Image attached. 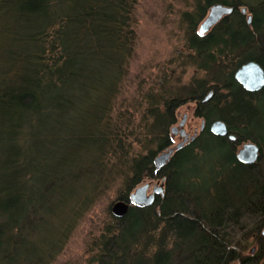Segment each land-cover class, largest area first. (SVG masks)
<instances>
[{"label":"trees","instance_id":"trees-1","mask_svg":"<svg viewBox=\"0 0 264 264\" xmlns=\"http://www.w3.org/2000/svg\"><path fill=\"white\" fill-rule=\"evenodd\" d=\"M219 2L231 13L198 34ZM136 3L0 0V264H23L27 234L68 211L65 235L28 259L51 264L102 196L116 188L115 199L128 202L144 179H163V192L121 217L108 204L88 264H264V86L249 91L234 77L248 60L264 69V0H197L183 14L196 15L185 28L184 67L202 75L144 93L142 136L115 107L135 48ZM191 100L203 129L156 169L154 157L174 143L176 110ZM214 119L225 135L210 131ZM248 140L259 151L245 163L237 151Z\"/></svg>","mask_w":264,"mask_h":264},{"label":"rangeland","instance_id":"rangeland-1","mask_svg":"<svg viewBox=\"0 0 264 264\" xmlns=\"http://www.w3.org/2000/svg\"><path fill=\"white\" fill-rule=\"evenodd\" d=\"M196 2L197 0H137L134 7L135 48L128 62V72L121 85L122 89L115 100V107L122 109L123 126L126 130L132 131L134 135L142 136L144 131L140 119L144 109L142 96L149 88L158 90L162 85L171 87L176 79L180 78L181 83H185L195 74L202 75L192 65L184 67L187 54L185 28L191 19L196 18V15L191 16V19L182 16L185 12H191ZM248 14L250 13L246 8L243 15L246 17ZM200 21L195 26L196 31ZM164 80H166L165 83H163ZM82 104L86 102L83 100L74 102L76 107H81ZM196 104L194 100L187 101L181 104L175 113L177 119L175 125L184 113L187 114L184 127L187 128L188 134L191 133L189 135H192L195 129L196 132L199 131V124L202 120L195 114ZM75 115L74 108L69 110L68 116L72 118L71 125L78 124L79 118ZM170 133L174 143L181 140L179 134ZM125 138L127 140V137ZM81 162H83L82 159L78 163L82 164ZM158 181L161 180L144 179L141 183H151L150 191L153 184ZM115 195L116 188H112L92 206L71 233L64 249L51 264H88V259L94 253L89 250L91 240L100 234L104 221L108 218V204L111 206L116 200ZM70 218L72 216L68 211L57 213L55 219L47 220L44 226L37 228V232L28 233L27 242L24 244L23 264H29L28 259L36 254L44 255L52 250L54 244L66 232V227L59 225Z\"/></svg>","mask_w":264,"mask_h":264},{"label":"water","instance_id":"water-1","mask_svg":"<svg viewBox=\"0 0 264 264\" xmlns=\"http://www.w3.org/2000/svg\"><path fill=\"white\" fill-rule=\"evenodd\" d=\"M245 6H241V12H246ZM232 7L224 5L222 3H214L209 7V11L207 15L203 18L204 20L200 23L198 30L201 33L208 31L211 25L215 24L220 17L224 14L231 12ZM247 24L251 23L252 17L250 14L246 16ZM234 77L239 82L242 87L249 91H256L264 86V69L260 65V63L256 60H248L241 64L234 71ZM212 92L209 91L203 100H207L211 97ZM183 118L179 125L184 123ZM210 131L213 134L217 135H225L227 133V126L221 119H215L211 124H209ZM171 132L174 134H179L181 140L177 143L172 144L170 147H166L159 154H157L154 159V165L156 169H160L164 164H166L167 160L171 156V154L175 151V149H179L182 147L183 143L186 140L193 139L196 134V129L192 135L188 136V132L186 129L177 126H171ZM228 137L232 140L235 139V136L232 134H228ZM259 151V146H257L254 142L248 140L247 142H243L237 151V157L245 162H254L257 159ZM159 183V184H158ZM158 183L153 184L151 190L149 191L151 183L144 182L141 185L135 187L131 193L129 194V201H125L122 199H117L112 202L110 206V210L112 214L116 217L123 216L129 208V204H134L137 206L150 205L155 195L163 192V179L158 181ZM264 232V228L263 231Z\"/></svg>","mask_w":264,"mask_h":264},{"label":"flooded vegetation","instance_id":"flooded-vegetation-1","mask_svg":"<svg viewBox=\"0 0 264 264\" xmlns=\"http://www.w3.org/2000/svg\"><path fill=\"white\" fill-rule=\"evenodd\" d=\"M213 4H214V3H213ZM211 5H212V4H210V5L207 7V11H206L205 15L201 18L200 23L204 20L203 18L207 15V13H208V11H209V7H210ZM231 11H232V10H231ZM229 13H231V12H229ZM229 13H227V14H229ZM227 14H224V15H227ZM224 15H222V16H224ZM222 16H221V17H222ZM221 17H220V18H221ZM218 21H220V20H218ZM218 21H217V22H218ZM217 22H216V23H217ZM200 23H199V25H200ZM216 23H215V24H216ZM215 24H213V25H215ZM199 25H198V27H197V33H198V34H206V33L210 32V29L213 27V25H211L210 28L208 29V31H206V32H204V33H201V32L198 30ZM194 101H196V102L198 103V100H194ZM196 105H197V104H196ZM183 118H185V119H184V123H183L182 125H179V123L181 122V120H182ZM200 118H201L202 120H201V122H200V124H199V131L203 129V124H205V120H204V118H202V117H200ZM186 120H187V114L184 113V114L181 116V119L177 122V124H176V125L174 124V123H176V121H177V119L175 118V122L172 123L171 126H177V127H182V126H183V127H184V126L186 125ZM214 120H215V119H214ZM214 120H213V121H214ZM213 121H211L210 124H211ZM171 126H170L169 128H171ZM184 128H185V127H184ZM185 129L187 130V128H185ZM193 130H194V129H193ZM187 131H188V130H187ZM199 131L197 130L195 136L198 134ZM189 134H191V133H189ZM189 134H188V136H190ZM195 136H194V137H195ZM177 137H178V136H177ZM194 137H193V139H194ZM193 139L186 140V141L183 143V145H184L185 143L191 142Z\"/></svg>","mask_w":264,"mask_h":264}]
</instances>
